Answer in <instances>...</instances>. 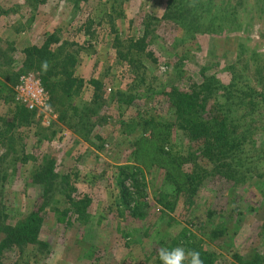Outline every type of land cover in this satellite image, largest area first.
Instances as JSON below:
<instances>
[{"label": "rangeland", "instance_id": "rangeland-1", "mask_svg": "<svg viewBox=\"0 0 264 264\" xmlns=\"http://www.w3.org/2000/svg\"><path fill=\"white\" fill-rule=\"evenodd\" d=\"M77 5L73 0H0V131L6 130L15 106L27 108L17 90L20 77L40 82L51 110L27 108L31 121L16 132L19 139L11 143L7 137L12 132L0 137V213L12 224L27 216L41 193L30 177L54 158L55 173L67 176L73 194L88 203L86 218L73 216L69 225L56 224L49 214L41 234L52 251L39 255L35 264H161L155 242L145 241L143 231L167 221L175 222L173 234L185 229L186 235L202 241L211 254L209 264H264V0H87ZM143 32L148 35L145 51L129 49L131 39L135 42ZM50 34L75 54L74 74L85 84L72 105L76 116L88 120L85 130L74 117L71 124L59 121L37 71L20 72L22 50L40 45ZM127 54L141 62L138 72ZM201 73L210 83L206 109L216 111L233 128L229 177H208L189 199L188 187H181L176 210L158 214L162 209L156 194L164 171L147 152L134 155L125 124L136 115V107L142 114L156 112L165 122L171 119L159 109L162 95L150 93L147 100L129 107L126 101L140 98L148 88L158 93L170 87L188 91L191 83L201 82ZM12 74L17 78L14 84L7 81ZM137 74L144 75L142 83ZM91 79L102 83L103 107L97 115L88 112L95 106ZM86 132L87 141L82 136ZM171 134L176 146L184 145L180 129ZM189 162L184 172L190 175L194 163ZM206 163L198 164L208 173L211 165ZM125 165L143 169L144 188L138 193L129 179L124 187L115 183L118 168ZM63 189L53 188L61 209L66 204ZM187 202L191 205L184 211ZM141 203L147 206L148 218L155 219L127 221L118 215L124 204ZM207 210L226 224L225 233L214 240L208 238ZM158 233L154 239L162 238ZM5 257L9 264L17 259L11 253ZM30 258L27 251L20 261L28 264Z\"/></svg>", "mask_w": 264, "mask_h": 264}, {"label": "trees", "instance_id": "trees-1", "mask_svg": "<svg viewBox=\"0 0 264 264\" xmlns=\"http://www.w3.org/2000/svg\"><path fill=\"white\" fill-rule=\"evenodd\" d=\"M73 1L74 6L78 8V3L87 0ZM108 19L111 31L115 33L116 30H114L112 17L108 16ZM89 23L92 25V22ZM55 36L56 34H50L42 40L40 45L28 46L22 50L23 59L20 72L27 70L37 71L42 86L50 95V103L58 113L59 121L68 123L74 117L82 124L79 129L85 130L86 127L84 128L83 126L88 120L76 116L75 112L77 110L72 105L74 97L82 89L85 82L74 74L73 69L76 64L75 54L69 52L68 48H66L68 47L67 44L60 42ZM146 39H148V35L146 32H143L142 36L135 42L131 39L130 42L133 45H130L129 49L135 48L138 52L145 51L143 42ZM56 43L59 44L56 46ZM128 55L125 58H128L130 64H133V71L135 73L138 72L141 68V62ZM147 55L148 57H152V53H148ZM44 62L47 63L46 70L42 67ZM202 75L203 73H201V77ZM204 78L202 77L201 82L191 83L188 91L170 87L158 93L148 88V92L142 94L140 98L132 97L126 101L129 107L134 105L136 100L142 102L143 100H147L148 96L151 97V94L152 96L162 95L164 102L158 104L161 105L159 109L160 111L166 110L167 113L165 114L171 119L170 122H165L161 116L156 115V112L152 114L146 111V114H142L143 110H139V107H136V115L125 124V130L131 138V148H135L134 155L139 157L147 152L150 157L153 156L152 158L158 162L156 167L164 171V183L162 182V186L159 187L156 194V203L162 209V212L158 214L165 215L166 212L173 213L176 210L182 193L181 187H188L186 197L189 199L197 193V190L207 181L208 177H219L221 180L229 177L228 171L229 166H231L229 153H233V128L231 123L228 124L225 120H221L220 114H216V111L206 109L207 105L210 107L208 101L210 100L211 91H209L210 83L204 81ZM16 79L12 74L7 81L14 84ZM143 81L144 75L142 74L139 76V82L142 83ZM88 84L93 88V101L95 102V106L88 109V112L97 115L98 111L100 113L103 107L100 95L102 83L100 80L91 79L88 81ZM97 105H99L98 108ZM70 110H72V115L68 114ZM31 117L32 113L25 106H15L11 120L7 123L6 130L0 131V137L12 132L7 139L13 143V140L19 139L17 137L19 134L16 132L20 128L29 125ZM96 119L100 122V118L97 117ZM78 122H75L74 125L79 126ZM69 123L71 124V122ZM95 125H91L92 131ZM174 128L182 131V137L185 142L183 146H180L181 144L176 146L173 143L175 139H172L171 132ZM147 132L150 133L151 137L145 136ZM87 134V132L86 134H82L86 141L89 139L87 138ZM96 137L101 141L99 134ZM186 146L187 148L184 149ZM204 160L205 163L207 161L211 165V170L208 173L206 168H204L203 172L202 167L198 164ZM189 161L194 163L193 172L190 175L184 172V165H187L186 162ZM55 163L56 159H51V161L47 162V166L45 165L46 167H40L32 173L30 183L32 186L38 187L41 193L34 200L33 207L27 216L12 224L8 216L0 213V264H9L6 263L5 256L10 253L17 258L12 264H22L20 260L27 251L29 257H31V264H35L39 255H47L52 251L50 241L44 239L41 234L42 227L50 217V213L54 215V221L59 225L71 224L73 216L75 220L86 218L87 199L80 200L78 196L73 194L74 188L66 183L68 177L55 173ZM118 170L115 183L124 187V182L129 179L132 181L135 193L140 191V187L144 188L143 180L145 178L142 168L125 165L118 168ZM172 176H174L175 181L172 179ZM58 185H63L64 188L62 193L66 204L62 209L60 208V202L53 199V188L55 189V186ZM125 191L127 190L125 189L122 193L120 191L121 195H125ZM189 205L191 204L188 202L185 204L184 211L187 210ZM117 210L118 215L125 217L124 219L127 221H140L148 218L147 206L142 203L136 204L135 207H129L127 204H124ZM186 212L181 216H185ZM206 215L211 221L208 227V238L214 240L225 233L226 224L221 216L215 217L214 220V212L212 210H207ZM155 217V215L150 216L148 219H155ZM174 223V221L171 223L167 221L166 224H156L155 222L157 227L154 230L157 233L160 231L158 233L159 236L162 235L160 239L153 238L156 236L154 235L156 232H152L154 230L150 229L151 226L152 228L154 227L152 223L143 231V235H145L144 240L155 242L153 250L157 254L159 249L163 247L171 249L176 246H182L186 253L189 249H194L200 253V258L204 264H209L211 254L203 247L202 241L196 236L191 235V233L186 235L187 230L185 229H181L178 234H173L174 231H171L170 228ZM131 232L137 233L135 229H131ZM178 235L179 238H176ZM103 237L100 236L102 242H104ZM180 240L183 241L180 242ZM166 242L171 243L166 245ZM158 259L159 256L157 255V261ZM30 262L28 261V264ZM184 264H188V261L186 260Z\"/></svg>", "mask_w": 264, "mask_h": 264}, {"label": "built area", "instance_id": "built-area-1", "mask_svg": "<svg viewBox=\"0 0 264 264\" xmlns=\"http://www.w3.org/2000/svg\"><path fill=\"white\" fill-rule=\"evenodd\" d=\"M29 79L20 77L17 90L22 97V102L27 106L29 110L32 109H48L47 99L44 95L43 89L39 81L30 82Z\"/></svg>", "mask_w": 264, "mask_h": 264}, {"label": "clouds", "instance_id": "clouds-1", "mask_svg": "<svg viewBox=\"0 0 264 264\" xmlns=\"http://www.w3.org/2000/svg\"><path fill=\"white\" fill-rule=\"evenodd\" d=\"M42 67L46 70L47 63L44 62ZM158 256L161 264H184L186 260L188 264H204L198 251L189 249L186 253L182 246H176L171 249L161 248L158 251Z\"/></svg>", "mask_w": 264, "mask_h": 264}]
</instances>
